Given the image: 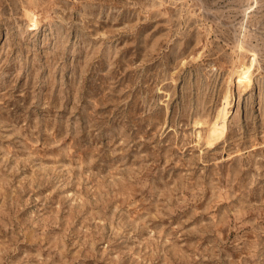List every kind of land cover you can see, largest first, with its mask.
<instances>
[{
	"label": "rangeland",
	"instance_id": "1",
	"mask_svg": "<svg viewBox=\"0 0 264 264\" xmlns=\"http://www.w3.org/2000/svg\"><path fill=\"white\" fill-rule=\"evenodd\" d=\"M0 264H264V0H0Z\"/></svg>",
	"mask_w": 264,
	"mask_h": 264
},
{
	"label": "bare ground",
	"instance_id": "2",
	"mask_svg": "<svg viewBox=\"0 0 264 264\" xmlns=\"http://www.w3.org/2000/svg\"><path fill=\"white\" fill-rule=\"evenodd\" d=\"M33 18H34V17H33ZM223 112H224V111H223ZM223 112H222V113H223ZM219 115H220V114H219ZM223 116H224V115H223ZM220 118H221V117H220ZM220 120H221V119H220ZM214 121H215V120H214ZM220 122H221V121H220ZM223 122H224V121H223ZM226 122H227V121H226ZM215 123H216V122H215ZM221 124H222V122H221ZM221 124H220V125H221ZM226 124H227V123H226ZM220 125H216V127H217V126H220ZM226 126H227V125H226ZM216 127H214V128H216ZM220 127H221V126H220ZM224 129H225V126H224V124H223L221 130L224 131ZM210 130H212V128H211ZM215 131H216V129H215ZM215 131H213L214 134L211 135V133H210V135H211V136L215 135ZM217 131H218V130H217ZM217 131H216V132H217ZM209 132H210V131H209ZM218 132H222V131H218ZM218 135H219V133H218ZM218 135L216 134V136H218ZM208 136H209V135H208ZM218 137H219V136H218ZM207 138H208V137H207ZM214 140H216V139H213V141H214ZM208 141H209V140H208ZM209 144H210V143H209ZM211 144H212V143H211Z\"/></svg>",
	"mask_w": 264,
	"mask_h": 264
}]
</instances>
